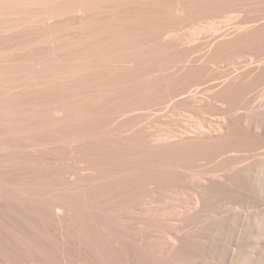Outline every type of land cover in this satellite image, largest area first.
<instances>
[{"label":"bare ground","instance_id":"6f19581e","mask_svg":"<svg viewBox=\"0 0 264 264\" xmlns=\"http://www.w3.org/2000/svg\"><path fill=\"white\" fill-rule=\"evenodd\" d=\"M11 152L26 163L37 152H67L79 165L64 169L56 154L35 184H4L27 200L26 213L58 230L75 221L66 198L51 192L56 182L100 209L104 198L120 200L112 214L126 218L144 189L190 180L196 165L204 185L260 187L264 0H0V174L17 163ZM191 190L186 214L212 196ZM224 195L238 206L246 198L231 188ZM88 213L81 219L91 225ZM19 231L18 264H98L58 239L57 253L36 257L32 233L43 223ZM107 244L128 255L119 236ZM237 264H246L241 253Z\"/></svg>","mask_w":264,"mask_h":264},{"label":"rangeland","instance_id":"374dc122","mask_svg":"<svg viewBox=\"0 0 264 264\" xmlns=\"http://www.w3.org/2000/svg\"><path fill=\"white\" fill-rule=\"evenodd\" d=\"M206 117L207 120L214 118L213 115ZM179 119L189 122L187 119L194 118ZM11 154L18 160L11 166V174H0V264H18L19 249L23 247L19 229L27 223H43L41 234L32 233L37 241L33 253L43 259L47 251L57 253L54 241L58 239L62 247L71 251L78 247L88 257H95L98 264H108L112 259L119 264H237L240 253L245 256L246 264H264V182L260 187L250 179L236 180L231 186L222 180L215 187L204 185L200 174L204 166L196 165L190 180L170 179L154 183L155 188L144 189L143 195L134 200L137 202L133 204L131 218L112 214L121 206L120 200L104 198L107 204L100 209L77 200L74 191L67 190L65 181L56 182L51 192L66 198L69 216L75 221L74 227L58 230L51 220L26 213L27 200L8 195L4 184L16 187L35 184L40 177L38 168L44 171L55 167L46 162L56 154L62 158L59 166L64 169L79 165L66 157L67 152H37L28 163L21 161L20 152ZM196 186L203 187L212 196L194 212L183 213L189 208L191 189ZM229 188L233 198L239 197V192L246 194V198H236L242 200L239 201L242 206L226 198L224 192ZM8 207L14 211H8ZM37 207L45 209L44 204ZM87 212L91 225L81 219ZM126 233L130 237L129 246L124 237ZM113 234L129 247L128 255L121 250L111 254L107 243ZM79 239L84 242L80 244Z\"/></svg>","mask_w":264,"mask_h":264}]
</instances>
